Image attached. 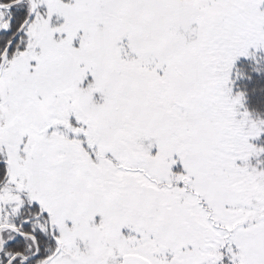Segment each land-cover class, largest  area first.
Here are the masks:
<instances>
[{
	"label": "snow or ice",
	"instance_id": "1",
	"mask_svg": "<svg viewBox=\"0 0 264 264\" xmlns=\"http://www.w3.org/2000/svg\"><path fill=\"white\" fill-rule=\"evenodd\" d=\"M0 264H264V0H0Z\"/></svg>",
	"mask_w": 264,
	"mask_h": 264
}]
</instances>
